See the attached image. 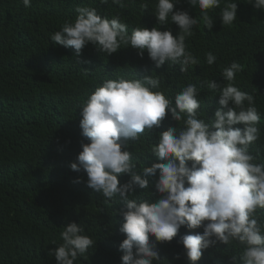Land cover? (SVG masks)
Segmentation results:
<instances>
[{
	"label": "trees",
	"instance_id": "obj_1",
	"mask_svg": "<svg viewBox=\"0 0 264 264\" xmlns=\"http://www.w3.org/2000/svg\"><path fill=\"white\" fill-rule=\"evenodd\" d=\"M235 2L239 3L238 13L231 26L222 25L220 9L209 10L215 20L209 31L198 6L179 0L177 10L201 21L185 40L199 64L181 72L179 65L167 62L157 68L147 52L141 58L132 47L107 56L89 44L77 56L73 48L51 41L65 21L75 18L77 6L95 7L109 19L119 14L130 34L138 26L151 29L157 24L153 14L156 0H147V10L141 7V0H124V7L111 0L108 4L100 0H32L31 7H25L22 0H0V264H57L49 250L62 243L61 231L73 221L82 224L85 234L96 241L75 264H121L119 246L125 236L119 231L123 223L119 210L124 204L118 197L106 202L102 194L87 187L86 172L70 167L82 151L81 143L89 142L81 135L79 106L105 79L160 75L161 89L169 98L187 84H196L202 100L198 111L207 120L214 118L219 96L204 80L216 79L223 86V68L238 62L242 70L234 84L254 97L261 116L260 136L250 151L257 163H264V10L254 8L248 0ZM224 6L222 0L221 8ZM166 27L179 34V27L170 20ZM208 52L217 57L211 66L206 62ZM179 127L169 113L153 134L146 131L138 141H129L137 172L162 162L151 153V147L161 132ZM80 178L82 182H77ZM119 178L126 183L130 176ZM150 191L155 193L151 181L149 191L136 189V195L146 199ZM258 218L264 222V209H258ZM202 231L181 228L173 241L156 242L161 260L153 264H189L178 241L185 234ZM243 249L239 241L218 244L204 251L197 264H231L230 257L239 256Z\"/></svg>",
	"mask_w": 264,
	"mask_h": 264
},
{
	"label": "clouds",
	"instance_id": "obj_2",
	"mask_svg": "<svg viewBox=\"0 0 264 264\" xmlns=\"http://www.w3.org/2000/svg\"><path fill=\"white\" fill-rule=\"evenodd\" d=\"M22 2L25 7L32 6V0ZM178 2L156 0V26H138L131 34L119 14L109 19L95 7L77 6L75 18L65 21L51 41L73 48L77 56L89 44L107 56L132 47L141 58L147 52L157 68L167 62L187 72L199 61L187 50L185 40L201 21L177 10ZM188 2L198 6L209 31L215 24L209 10L220 9L223 26H231L237 19L239 3L235 0H225L222 8V0ZM111 3L124 7V0ZM248 3L264 10V0ZM141 7L148 9L147 0H141ZM169 20L179 27L178 35L166 27ZM216 60L212 52L206 53L209 66ZM241 70L233 61L221 72L226 81L223 86L216 79L204 80L219 96L214 118L207 120L198 111L202 105L200 87L189 83L169 98L161 89L160 75L105 79L81 102V135L89 142L81 143L82 151L70 167L86 172L87 187L102 194L106 202L118 197L124 204L119 210L123 217L119 231L125 236L119 246L121 264L160 262L155 243L173 241L181 228L203 229L178 241L189 264H197L210 247L233 241H239L244 249L239 256L230 257L231 264H264V222L258 218V209H264V163H257V156L250 151L260 136L261 116L254 97L234 84ZM169 113L180 127L161 132L151 147V153L162 162L137 172L129 141H138L146 131L153 134ZM124 174L130 179L121 183L119 177ZM150 181L155 193L150 191L149 198L141 199L136 189L149 191ZM60 236L62 243L48 253L57 264H75L96 245L84 226L75 221L64 226Z\"/></svg>",
	"mask_w": 264,
	"mask_h": 264
}]
</instances>
